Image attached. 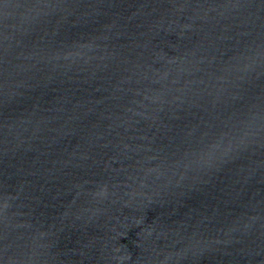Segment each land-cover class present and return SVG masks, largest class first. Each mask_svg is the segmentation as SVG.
<instances>
[{
    "label": "water",
    "instance_id": "1",
    "mask_svg": "<svg viewBox=\"0 0 264 264\" xmlns=\"http://www.w3.org/2000/svg\"><path fill=\"white\" fill-rule=\"evenodd\" d=\"M0 264H264V0H0Z\"/></svg>",
    "mask_w": 264,
    "mask_h": 264
}]
</instances>
